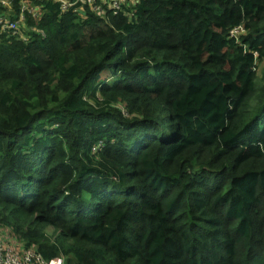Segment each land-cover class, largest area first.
<instances>
[{"label": "trees", "instance_id": "obj_1", "mask_svg": "<svg viewBox=\"0 0 264 264\" xmlns=\"http://www.w3.org/2000/svg\"><path fill=\"white\" fill-rule=\"evenodd\" d=\"M30 3L42 32L0 35V227L65 264H264V0Z\"/></svg>", "mask_w": 264, "mask_h": 264}, {"label": "built area", "instance_id": "obj_2", "mask_svg": "<svg viewBox=\"0 0 264 264\" xmlns=\"http://www.w3.org/2000/svg\"><path fill=\"white\" fill-rule=\"evenodd\" d=\"M14 0H0V35L11 32L18 35L22 39H26L30 32H42L37 27L25 26V13L30 14L33 18L41 15L40 8L32 5L30 2L42 0H20V15L13 17ZM59 4L62 12L78 7L91 6V8L100 15L106 14L107 10H111L113 14H118L125 3L134 0H53ZM243 27H236L230 31L232 36L243 32ZM0 264H65L63 259L52 258L45 259L33 247H25L23 243L17 239L16 235L7 227H0Z\"/></svg>", "mask_w": 264, "mask_h": 264}, {"label": "rangeland", "instance_id": "obj_3", "mask_svg": "<svg viewBox=\"0 0 264 264\" xmlns=\"http://www.w3.org/2000/svg\"><path fill=\"white\" fill-rule=\"evenodd\" d=\"M104 75H106V74H104ZM50 232H54V231L52 229L48 228V233H50Z\"/></svg>", "mask_w": 264, "mask_h": 264}]
</instances>
